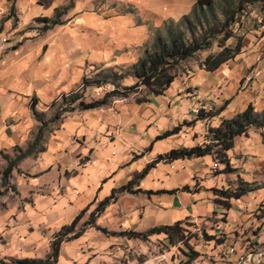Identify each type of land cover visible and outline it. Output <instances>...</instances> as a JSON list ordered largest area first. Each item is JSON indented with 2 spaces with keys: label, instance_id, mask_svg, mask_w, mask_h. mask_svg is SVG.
<instances>
[{
  "label": "rangeland",
  "instance_id": "rangeland-1",
  "mask_svg": "<svg viewBox=\"0 0 264 264\" xmlns=\"http://www.w3.org/2000/svg\"><path fill=\"white\" fill-rule=\"evenodd\" d=\"M62 2L58 7L61 13L60 25L43 31L46 23L41 19L54 18L55 11L51 17H36L31 23H24L25 25H21L19 28L20 19L18 18L19 22L13 19L11 25H8V28L3 32L5 36L0 43V50L3 52L15 51L17 48L21 49L27 45L35 46V44L41 43V50L38 53L40 62L50 51V48L54 46L62 48L69 39L68 37H71V33L78 44L85 42L90 45L85 48L79 47L80 51L74 53L71 61H58L57 74L64 75L66 73L68 77L67 84L69 85L66 86V90L62 91L60 88L58 94L51 100L44 103L39 102L35 109L36 113L32 106L33 100H37L35 95L31 96L32 101L29 102L35 125L31 132V138L20 148L27 151L41 133V140L34 151L43 149L49 151L52 148L54 154L57 152L56 156L60 160L54 159L55 161H52L50 165H47L49 161L44 160L42 164L38 163L36 169H33L32 161L23 160L13 170L9 183L4 184L3 171L11 161L20 155V151L13 148L12 151L0 154V264L9 257L46 258L51 253L52 242L56 239L58 232L55 228L62 222V220L52 222L55 217L50 211L54 208L53 204H56L61 197L67 198L71 202L70 192L75 196H81V188L77 182L81 181L82 175L84 179L90 178L95 167L99 169L97 170L99 176L97 184L95 183V189L106 184L111 185L114 182H119L124 187L133 181L132 190L137 193L124 192V194L150 197L155 206H161L160 210L152 204L146 207L143 210L144 218L137 224L130 225L132 230L145 231L160 222L173 223L175 214L172 213V210L170 208L166 210L162 208L163 205L157 203L163 195L168 196L170 193L160 190H144L143 180L146 177L141 181H138L136 177L159 154L174 147L173 142L177 139L153 144L154 138L162 130L182 123L186 118L192 119L193 115L187 116V111L184 110L183 105L181 106L182 102L177 103L179 100L170 105L168 101L171 99L163 98V96H152L149 103H140L139 100L144 98L147 93L143 87L138 93L127 98H115L108 105L95 109L82 110L77 107L79 102L72 106L63 103L62 96L72 92L79 91V94L82 95L80 101L91 103L101 100L105 93L112 89L111 86H106L88 88L84 92L82 89L84 78H92L103 69L116 67L127 69L144 56L146 49L153 48L159 36L167 38L169 32L180 31L189 40H202L204 37L209 38L215 28L219 33L215 39L211 40V47L199 51L192 58L181 62L177 68L178 76L191 75L198 67L203 69L202 61L210 54L218 53L222 49L219 47V41L228 31L233 34V37L226 42V46L235 48L241 40L242 52L235 59L221 66L229 72V75L219 80L215 86L217 93L221 94L232 83H237V92H239L246 87V82L250 81L251 83L263 74V72L261 74L259 72L264 69V0H215L212 7L197 9L194 7L193 11L187 15L188 19H185L184 16L179 20L164 22L160 28L153 30V42L148 45L118 44V47H114L112 42L121 39L113 36V33L109 32L111 30L107 29V34H105L104 31L95 29L94 25L78 27L75 26V22L82 14H95L106 19L123 16L131 11L130 8L116 5L113 0H83L84 10L77 8L78 2L82 3V0H63ZM112 5L115 8L108 9ZM16 12L15 6L9 7L7 12H2L4 17L1 21L0 31L5 27L4 21L15 16ZM233 13H235L233 23L229 28L220 31L227 17ZM134 24L139 25L141 21L136 18ZM108 33L110 36H107ZM91 42L94 44L91 45ZM98 42L100 46L95 48L94 45H98ZM119 61L130 63L119 64ZM232 74H236V76L233 77ZM240 75L242 76L240 77ZM261 79H264V74ZM134 82L133 79H128L125 84L132 85ZM262 86L264 88V83ZM185 93L188 92L185 90L183 94ZM178 95L176 94L174 99ZM196 100L194 97V101ZM54 102L58 103L54 104ZM57 114L60 116L55 118ZM37 151L33 154L36 155ZM39 153L36 156L37 159L33 155L27 159L34 158L33 160L38 161L43 154ZM81 166L88 167L90 171L82 172ZM165 168L166 170L174 169L173 164H160L156 170H151L149 173L161 181ZM218 172L219 169L213 174L216 175ZM236 182L235 180L234 183ZM93 199V196H90L89 202L76 212L67 225H70L80 212L94 201V205L89 208V211L79 222L77 230L83 228L85 223L90 220V213L96 209L95 207L100 202L98 199ZM139 199L145 200L142 197ZM263 208L264 206L261 205L260 209ZM72 211H68L66 216L69 217ZM114 214L115 212H110L109 216ZM184 224L190 226L191 223L185 221ZM113 226L119 228V225ZM200 227L202 230L194 232V238L196 236L200 240H207L206 236H211V231H207V229L217 231L220 228L225 235V231L220 226L211 225L206 228L202 225ZM225 239H227L226 236ZM187 240L188 238L184 236L181 240L183 242H179L180 240L175 238L171 243L170 241L166 242L162 236L154 237L153 241L146 245V249L145 247L142 249L140 246L141 248L138 250V247L128 244L125 238H116L111 247H95L93 244H87L79 248L78 254L82 256L83 252L85 254L83 258L89 260L88 264H139V262L145 261L144 258L153 259L151 264H160L163 258L181 257L182 250L185 249L184 244L192 246L191 241L187 243ZM142 241L145 242V240ZM204 244L213 246L206 242ZM156 247L158 249H155Z\"/></svg>",
  "mask_w": 264,
  "mask_h": 264
},
{
  "label": "crops",
  "instance_id": "crops-1",
  "mask_svg": "<svg viewBox=\"0 0 264 264\" xmlns=\"http://www.w3.org/2000/svg\"><path fill=\"white\" fill-rule=\"evenodd\" d=\"M62 1L17 0L13 3L9 0H0V26L4 17L3 13L7 12L9 7L15 6V10L17 9L15 16L4 21L5 27L0 31V43L2 42L1 39L5 36L3 32L8 28V25H11L13 19H16L18 22L20 19L18 24L19 28L21 25H25L24 23H31L36 17H51V14L63 3ZM197 1L113 0L114 4L124 5L130 8L131 11L126 15H119L109 19L95 14H82L75 22V26L87 27L94 25L95 29L102 30L105 34H107V29L111 30L109 32H112L113 36L121 39L117 42H112L114 47H118V44L148 45L153 42L154 29L160 28L166 21L179 20L189 15L193 11ZM78 3L77 8L79 7V9L84 10L85 4L83 0L82 3ZM113 5L111 7L109 6L108 9H114L115 7ZM136 18L141 21V24H134ZM70 36L62 48L57 46L50 48V51L41 62L38 58V53L42 46L41 43H37L35 46L27 45L21 49L17 48L15 51L3 52V50H0V154L12 151L13 148L22 149L20 147L25 145L31 138V132L35 125L29 108V102L32 101V97L35 95L37 98V100H33L32 102V106H34L33 110H35L39 102H48L58 94L60 88L63 91L69 85L67 84V74L58 75L56 72L58 61H71L74 53L80 51L79 47H90L88 43L81 42L78 44L75 42L72 33ZM107 36H110V34L108 33ZM93 44L94 42H91V45ZM94 46L97 48L100 46V43ZM129 63L128 61H119V64ZM262 72L264 74V69L259 74ZM263 74L261 76L262 78ZM227 75H229V72L222 67L215 72H207L198 67L191 75H179L180 77L178 76L176 78L175 82L165 95H163V98L167 97L166 99H171V101H168L170 105L179 100L177 103L182 102L181 106L183 105L184 110L187 111V116L193 115L192 119L188 120L189 118H186L183 122L194 120L201 109L212 110L226 105L224 111L211 120L198 121L192 127H184L178 135L154 142L157 136L183 122L162 130L154 138L153 144L177 139L173 142L174 147H171L158 156L167 154L173 149L201 145L204 142L209 128L219 127L224 119L234 117L238 113L246 110L250 105L258 112L264 111V88L262 86L264 79L260 77L257 80L251 81V83L250 81L246 82V87L242 88L239 92H237V83H232L229 88L222 91L221 94H218L215 86L219 83L220 79ZM232 76L234 77L236 74H232ZM185 90L188 93L183 94ZM176 94L179 95L174 99ZM194 97H196V101H194ZM22 151L25 152L23 149ZM40 153L43 154L38 161L33 160L34 158L37 159L36 156L38 153L36 155H34L35 153L31 154L34 157L33 159H27L31 157L30 155L24 160L32 161V164L34 163L33 169H36L38 163L42 164L44 160L49 161L47 165L55 161L54 159L60 160L56 156L57 152L54 154V149L52 148L49 151L45 150ZM229 157L235 171L227 174L221 173L225 168L224 165H217L211 156L157 164L151 170H156L160 164H173L174 169L169 168L166 170L165 168V173L162 177L164 181H159L158 178L155 179L152 173H149L143 180V189L149 191L160 190L161 192L170 193L168 196L163 195L157 203L163 205L162 208L166 210L168 208L172 210V213L175 214L173 223L160 222L152 225L145 231L132 230L130 225L137 224L139 220L144 218L143 210L151 204L154 205L153 199L139 196L138 194L130 195V193H123L119 197V194L117 200L110 204L105 212L96 220L95 226H89L81 237L62 243L57 264H88V258L87 260L83 258L85 254L83 252L82 256L78 254L81 246L93 244L95 247H111L116 238H125L128 244L133 247H138V250L141 248L140 246H142V249L144 247L146 249V245L151 243L154 237L162 236L167 242L169 238L164 233L152 235L147 238H130L121 235V233H145L155 227L172 226L178 222L185 221L191 224L195 222L199 227L202 225L206 228L211 225L220 226L225 231V236L227 237V239H224V248L235 245L237 253L231 259L237 260L243 251L250 250L255 244L264 243V208L260 209L261 205L264 206V188L262 187L249 192L239 200H232L230 208L217 203L216 200H223V198L216 195V190L235 189L238 187V179H243L245 182L259 186L264 184V131L251 128L248 135L237 137L235 139L234 149L229 151ZM80 169L85 173L90 171L88 167L81 166ZM95 169L90 178L84 179L82 175L80 178L81 181L77 182V185L81 188V196H75L74 193L72 194L70 192V195H72L71 202L69 199L61 197L56 204H53L54 208L50 211H52L55 217L52 222L62 220L59 226H56V231L60 232L72 220L76 212L89 202L88 199L90 196H93V200L98 199L101 202L111 196L113 190L123 187L121 183L114 182L115 184L112 183L111 185H104V183V186L95 189V183L99 176L97 171L99 169L96 167ZM218 169L219 172L216 175L213 174ZM235 180L237 181L236 183H234ZM186 186L189 187V190L183 189ZM139 197L145 200H140ZM181 203L182 205L180 206ZM93 205L94 201L88 206L91 207ZM154 207L159 210L161 209V206L158 207V205H154ZM70 210L73 211L68 217L66 213ZM110 212H115V214L109 216ZM113 225H119V228H115ZM97 228H104L109 233L105 234ZM199 230H202L201 227ZM207 231H211L213 234V232H218L219 229L217 231L207 229ZM211 233L210 235H212ZM231 239L233 240L232 242ZM142 240H145V242ZM192 241L190 242L192 246L184 244L185 249L182 250L183 255L188 251H192L195 256H198L199 253L210 252L207 250L212 248V246H206L204 241L196 236ZM155 249H158V247ZM161 255L163 254L161 253ZM144 260L147 264L153 263V259L147 260L144 258ZM144 262H139V264H145Z\"/></svg>",
  "mask_w": 264,
  "mask_h": 264
},
{
  "label": "trees",
  "instance_id": "trees-1",
  "mask_svg": "<svg viewBox=\"0 0 264 264\" xmlns=\"http://www.w3.org/2000/svg\"><path fill=\"white\" fill-rule=\"evenodd\" d=\"M15 3L17 0H9ZM215 0H198L195 9L203 7H212ZM56 16L54 18H42L41 20L46 23L43 31H47L52 27L61 24L60 9L55 10ZM235 13L227 17L224 25L222 26V31L224 28H229L233 23ZM185 19H188L185 16ZM219 31L217 28L213 29L210 33L209 38L192 39L189 40L185 37L183 32H169L168 37L164 38L159 36L154 43L152 49H146L144 56L140 58L136 63L132 64L127 69L108 68L103 69L96 73L92 78H84L82 81V89L85 92L88 88H101L106 86H111L112 89L105 93L103 98L98 101L91 103H86L83 100L80 101L82 95L78 92H72L69 95H63V103L66 105H74L78 103V106L82 110L95 109L101 106L108 105L115 98H127L132 94L141 91V88L147 90L146 96L139 100L140 103H149L151 97H159L165 95L171 85L175 82L178 77L177 68L179 64L185 60L192 58L199 51L207 50L211 47L212 39H215ZM233 37L231 32H227L224 37L219 41V47L222 49L215 54H210L202 61L201 67L207 72H215L223 64L228 61L235 59L237 55L242 52V42L241 40L237 43L235 48L226 46V42ZM128 79H133L135 82L132 85L125 84ZM58 102H54L56 104ZM226 105V104H225ZM225 105L220 108L212 110H199L196 118L192 121H185L172 129H169L157 136L154 142L162 141L178 135L184 127H192L198 121L211 120L212 118L221 114L225 109ZM34 108V106H33ZM75 108V107H74ZM72 108V109H74ZM57 114L55 116L59 117ZM251 128H259L264 131V111L256 112L255 108L250 105L246 110L238 113L232 118L224 119L220 126L217 128H209L207 134L205 135L204 142L201 145L194 147H181L173 149L167 154L160 155L151 162L141 173L136 177L138 181L144 179L151 169L156 167L157 164L173 163L177 160L201 158L206 156H211L217 165H224V169L221 173H233L235 169L231 164L229 157V151L233 150L235 147V139L239 136L248 135ZM41 140V133L37 136L35 142L31 147L23 152L22 149L17 148L20 151V155L16 157L13 161L9 163L7 168L3 171V183H9V179L12 176L14 168L17 167L19 162L33 154L36 146ZM43 150H38L37 153L43 152ZM133 181H131L127 186L115 189L112 195L99 202L96 209L90 214V220L85 223L83 228L77 230L79 222L84 217L85 213L89 211V207L85 208L80 212V214L74 219L70 225H65L60 232L56 234V239L52 242L51 253L45 259H34V258H7L2 261V264H57L60 248L62 243L69 242L81 237L85 230L89 226H95L96 220L105 212L106 208L114 203L118 195L124 192L137 193L132 190ZM264 188V184L259 186L255 184H250L245 182L243 179H238V187L235 189H221L216 190V195L223 198V200H216L217 203L224 205L227 208L231 207L232 200H239L244 195L252 192L259 188ZM184 190H189L186 186ZM184 222H178L172 226H160L148 230L145 233L137 232H125L121 235L128 236L130 238H147L156 234H166L169 241L178 238L181 241L185 236L186 229L183 227ZM103 233L108 234L109 232L104 228H97ZM208 239L209 236L207 235Z\"/></svg>",
  "mask_w": 264,
  "mask_h": 264
},
{
  "label": "built area",
  "instance_id": "built-area-1",
  "mask_svg": "<svg viewBox=\"0 0 264 264\" xmlns=\"http://www.w3.org/2000/svg\"><path fill=\"white\" fill-rule=\"evenodd\" d=\"M183 227L186 228L185 238H188L187 241H192L194 232H199L200 228L195 222L190 226L184 224ZM224 239L225 235L219 228L218 232H213L207 240H203L207 244L213 245L210 252L199 253L198 256H195L192 251H188L182 257L175 259L163 258L160 264H264V243L253 245L250 250L243 251L237 260H232L233 255L237 253V248L235 245L224 248Z\"/></svg>",
  "mask_w": 264,
  "mask_h": 264
}]
</instances>
